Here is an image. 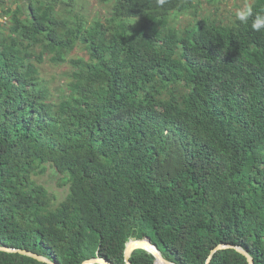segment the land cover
<instances>
[{
    "label": "trees",
    "instance_id": "16d2710c",
    "mask_svg": "<svg viewBox=\"0 0 264 264\" xmlns=\"http://www.w3.org/2000/svg\"><path fill=\"white\" fill-rule=\"evenodd\" d=\"M103 1L89 23L56 0H0L1 245L126 264L149 237L173 264H207L220 244L264 264V0L231 25L194 0ZM47 62L69 65L59 92ZM48 164L70 188L55 209L34 180ZM131 262L159 264L145 250ZM0 264L47 263L0 251ZM210 264L249 262L225 249Z\"/></svg>",
    "mask_w": 264,
    "mask_h": 264
},
{
    "label": "rangeland",
    "instance_id": "374dc122",
    "mask_svg": "<svg viewBox=\"0 0 264 264\" xmlns=\"http://www.w3.org/2000/svg\"><path fill=\"white\" fill-rule=\"evenodd\" d=\"M56 1L57 11H59L60 14L66 15L67 11L73 17L79 16L85 18L89 23L95 18L107 17L112 5V1L104 2L103 0ZM193 3L197 5L200 17L204 15L208 17L214 16L220 21L223 20L231 25L234 17H242L247 12L252 0H220L219 3L214 6H210L209 3L207 4V0H194ZM10 5L13 6L12 4ZM215 7L220 8L218 17H216L213 12ZM193 20L194 18L192 15L184 14L178 18L177 24L185 27L193 22ZM85 55L86 51L79 47L70 58ZM69 69V65L67 64L55 66L47 62L43 65L41 73L45 79L51 83L52 89L59 92L67 82V73ZM44 169L45 173L34 177V180L37 184L44 186L48 190L53 201L51 207L55 209L67 198L70 188L66 184V177L61 175L52 165H45Z\"/></svg>",
    "mask_w": 264,
    "mask_h": 264
},
{
    "label": "water",
    "instance_id": "95a60500",
    "mask_svg": "<svg viewBox=\"0 0 264 264\" xmlns=\"http://www.w3.org/2000/svg\"><path fill=\"white\" fill-rule=\"evenodd\" d=\"M225 249H234L236 250L237 252L241 253L242 255H244L249 264H255V261L254 259L250 256V254L245 251L244 249L240 248V247H237V246H234V245H223V244H220L219 246H217L211 253L208 261H207V264H210L211 260H212V257L213 255L218 252V251H221V250H225ZM137 250H145L149 253H151L152 255H154L158 261L159 264H173L169 261H167L160 253V251L158 250V248L152 243V240L151 238L149 237H146L144 239H140V240H132V241H129L128 242V245L126 246V250H125V260H126V264H132L131 262V257L132 255L134 254L135 251ZM0 251H4V252H9V253H19L21 255H24V256H28V257H31L33 259H36L40 262H43V263H47V264H56L52 261H50L49 259L45 258L44 256H41L37 253H34L32 251H29V250H18L17 249H13V248H9V247H4L1 245V242H0ZM111 264L109 261L105 260V259H102V257H98V258H95V259H89L87 261H84L83 264Z\"/></svg>",
    "mask_w": 264,
    "mask_h": 264
},
{
    "label": "clouds",
    "instance_id": "9594fccd",
    "mask_svg": "<svg viewBox=\"0 0 264 264\" xmlns=\"http://www.w3.org/2000/svg\"><path fill=\"white\" fill-rule=\"evenodd\" d=\"M161 2H162V0H161Z\"/></svg>",
    "mask_w": 264,
    "mask_h": 264
}]
</instances>
